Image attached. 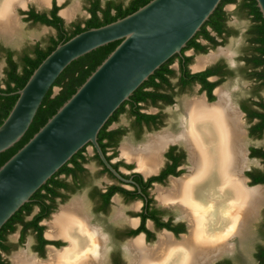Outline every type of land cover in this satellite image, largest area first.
Here are the masks:
<instances>
[{
  "label": "flooded vegetation",
  "instance_id": "af4514ba",
  "mask_svg": "<svg viewBox=\"0 0 264 264\" xmlns=\"http://www.w3.org/2000/svg\"><path fill=\"white\" fill-rule=\"evenodd\" d=\"M52 5L53 0L51 1V9ZM228 5L236 6L237 10V4ZM225 6L223 7V11L225 12V19H223L222 21V35H217V33L213 30V25L205 27L204 30L200 29L191 39L193 43H187L185 48L181 50V53L179 55H174L175 57L173 56L170 58L171 62L169 61V63L171 64L169 66V69L174 71V76L170 78L168 77V84L163 85L159 89H155L157 94L164 95L165 98L149 97L145 101L137 104L139 113L147 116H154V119L150 121H139L135 116H133L131 114L133 103L129 98L128 101L124 102L125 104L123 103L117 109V113L115 115L116 121L111 122L107 127V131H119V133L115 137H113L117 140V143L116 145H108V147L104 149L100 147L101 151L109 165L122 178L131 180L132 183H124L119 181L102 163L96 150L91 145L85 146L81 149V151L79 150L80 152L78 151L79 154L75 159L72 160L71 158L68 161L70 162V164H68L67 166L68 168H72V171L61 169V167V170L59 169V171L55 173L56 176L54 178L55 180H57V182H59L54 187L56 195H52L50 199L48 198L45 200V204L49 208V214L47 215V217L40 219L37 222V225L43 228L41 238L48 243L41 244L38 241L39 238H37L36 232H33L32 230H26L24 233L22 227L20 226L16 230L18 231L16 243L9 241V236L14 234L16 231L6 236L4 244L8 247V250L0 251V256L4 264H13L14 256L17 255H22L26 258L27 262L25 261V264H46L50 262L49 254H55L53 255V258L51 260L52 264H56V262L57 264H105L108 243H113L115 246L120 245L121 250L123 251L122 257L120 249L115 248V250H113L110 254L109 264H131L132 257L128 250V246L138 239L141 240L143 246L146 249L155 250L156 248H165V254H162V258H164V260L168 258L167 261H169V259L173 257V254L178 253L180 250L184 251L185 254L183 256L188 259V261L186 262V259L181 255V257L183 258L182 264H190L191 262L189 261L192 260V256L195 257V255H197L196 250H198V248L200 247H205L210 248L211 250L206 253V259L200 260V262L202 261L201 263L198 261L197 264H227L226 261H229L232 264L231 260L228 258H220L218 261L213 263L211 261L214 257L213 235H211V238H206L204 240L201 239L202 228L209 229L210 226V230H213L212 224L210 223V217L213 215L212 210H209V218H207L206 214L208 213H206L205 215H203L204 217L202 216L204 219L201 221V218H198V212L194 210V206L191 207L190 204H188L190 206V210H192V213L191 215L185 213L178 204L171 201L172 199L168 195L174 183H184L185 187L183 188L184 191L182 193L185 195L189 194L188 191L191 185H194L196 183L198 177L197 173L192 170L193 161L190 156V152L191 150L193 151V149L192 147H190V145H188V139L186 141L184 135L193 134V122H195V120L198 118H202L200 117L201 114L213 115V106L217 103L219 104L220 100H222V102H220L223 104H220L222 106L227 103L230 104V107H232L231 110L235 114H237V117L241 121L240 123L243 130L242 143L244 146L243 154L245 156L244 160H246L244 169L248 167L249 162L246 159L245 155L247 148L246 132L244 129L243 120H245L249 125L247 129V136L249 138H257L250 135V127L254 125L257 120L249 122L247 118V110L250 107L256 109L259 102H262L264 104V99L260 95V91L264 90V87L260 85L261 81H258L255 78H250V75L252 73L262 70L261 67L258 69H253L249 61L251 54H253L249 42V30L253 25L251 20H248L250 24L246 31L248 46L243 53L244 55L241 57V63L243 66L240 71L241 75L246 80L253 82L252 94L251 96H246L245 98L240 99V101H238V106L234 105L232 95L228 91V88L226 86H223V84H225V82L229 78H232L234 74L233 69L230 68L224 58L221 57L220 59H218L219 54L213 55V53H210L204 57H200L194 60L195 56L205 55L210 50L217 48L219 45H223L229 37L235 34V31H233L228 25V14L225 11ZM29 9L33 8L29 7ZM213 41H215L216 44H213ZM195 44H199V47H203V51H198ZM2 48L4 47L2 46ZM224 55L225 54H223V56ZM208 57H210L211 60L209 59L201 67H196L198 59H206ZM185 58H188L189 61H186ZM194 61L195 65H192ZM194 75L197 76L194 77V79L191 78ZM4 79L5 75L2 80L3 87L0 85V88H4ZM194 87H196L198 93L201 96L193 97L191 99L185 98L180 101V105L178 106V108H176L178 116L175 118L177 123V130L175 132L164 130L159 133H155L154 135L149 134L146 137V141L142 144L134 146L125 145L122 146L121 150L118 149L121 140L129 132H132L134 136L139 140L143 132H157L160 128H162V126L165 124L164 120L166 117V113L164 110L166 108H171L174 106L175 98L177 96L187 94ZM154 88L155 87H148L145 90L146 92L152 93L155 92ZM199 104L200 106L203 105V113L198 112L197 107L199 106ZM192 105L193 109L196 108L195 110L192 109ZM190 108L192 109V111H189ZM147 109H151V112L144 111ZM237 109L240 110L242 116L237 111ZM221 111L223 112V114L226 113V111L223 109H221ZM122 115L128 116L130 118V127L126 128L123 126H115L110 128L112 124L119 122V119ZM164 134L168 135L169 138H167L166 140L160 139L161 135ZM156 139L157 144L155 143ZM103 143L109 144V140L106 138ZM144 145H148L151 150L155 151L156 155V160L154 161L155 169L147 172L148 174H144L141 171L142 168L139 167L136 159L131 158L128 152H126L125 150L127 146L133 150H138L143 148ZM251 148L259 149L258 147L248 148L249 158H251ZM119 153L122 154L119 155ZM252 159L261 161L258 158ZM76 162L79 163L78 167L75 166ZM90 163L94 165V171H92L88 166ZM144 166L145 165H143V167ZM135 167H137L138 171H134ZM253 170L247 169L245 171L246 177L247 173ZM258 171L263 172L261 170ZM137 176H140V182L138 181ZM101 178H104V180L101 181ZM152 178L161 179L151 181ZM166 185V188H162ZM82 190H85L86 192L85 198L76 197L68 202L70 197L74 196ZM121 190L128 193H122ZM153 190H155V192H153ZM165 195L168 196L167 198L169 199H167ZM165 198L167 199V201ZM119 199L123 204L131 205L130 210L123 212L121 210V206L119 205ZM186 201H188L187 198ZM74 202H79L80 204L78 207H76L75 214L76 218L78 219H69V226H75V228L77 229V233L79 236H81V238L82 236L85 237L86 228L87 230L93 232V238L95 237L97 239H93V241L95 244L97 242V245L93 243L94 245L91 251H87L88 249H86V247L81 249V247H79V240H77L78 238L71 241L68 236L63 234L64 231H62L60 235L48 234L49 223L54 220L55 216L60 214L61 209L72 205ZM40 211L41 207L39 205H35L33 212L29 216H27L25 220L27 222L32 221L40 213ZM95 217H97L96 219L100 217L106 218V220L108 221V225L107 227H105L106 230L98 225L96 223L97 221L93 220V218L95 219ZM83 218H85L86 221ZM48 219L50 220L47 222ZM249 224L250 223L248 222L247 226L244 227L245 231L243 230L244 233L242 232V236L245 235V237H243V240L241 239V242H243L246 238ZM46 225L48 227L47 232L45 228ZM140 229L141 231L137 232ZM28 235L32 238L31 250L19 251L14 254L13 250L18 246L23 245V242ZM165 235L167 238H169L170 244H173H171L172 246L169 244L165 245V247L164 245L160 244V237ZM239 236L240 235L231 236V239L230 237H228L229 240L226 241L227 243H223V250L220 253L229 251L230 248L233 247L231 245V241L236 237L240 240ZM122 243L123 245H121ZM96 249L98 250V252ZM10 254L11 256L8 258V255ZM56 258H58L59 260H56ZM33 261L36 262L34 263ZM256 264H258L257 261Z\"/></svg>",
  "mask_w": 264,
  "mask_h": 264
},
{
  "label": "water",
  "instance_id": "95a60500",
  "mask_svg": "<svg viewBox=\"0 0 264 264\" xmlns=\"http://www.w3.org/2000/svg\"><path fill=\"white\" fill-rule=\"evenodd\" d=\"M62 1L58 0L59 7ZM221 1L151 0L124 18L83 31L55 47L33 70L25 85L13 93L17 99L0 125V154L22 139L44 97L67 66L100 47L119 42L56 113L0 166V229L87 145L96 150L114 177L121 182L132 183L122 178L106 161L97 142L98 134L113 113L160 66L181 53ZM255 2L264 22V0ZM29 3L42 7L44 10L41 12L51 9L50 0L42 6L28 1L14 8L17 22L16 9L28 11ZM86 15L89 16L87 12ZM58 16L63 19L64 25L69 23L61 9ZM20 17L25 18L24 15ZM0 38L4 41L10 39L1 35ZM58 92L59 88H52L53 96ZM237 111L242 116L240 110ZM248 155L246 149V159L249 161ZM245 171L248 187L263 190L262 184L249 185L250 179ZM234 248L233 244L229 251L211 261L214 263L224 255H231Z\"/></svg>",
  "mask_w": 264,
  "mask_h": 264
},
{
  "label": "trees",
  "instance_id": "16d2710c",
  "mask_svg": "<svg viewBox=\"0 0 264 264\" xmlns=\"http://www.w3.org/2000/svg\"><path fill=\"white\" fill-rule=\"evenodd\" d=\"M149 1L151 0H87L85 10L89 14V17L83 22L72 23L69 27H65L63 19L58 16L60 8L56 5L55 0H53L52 9L48 13H37L33 9L21 12L22 15L25 16L24 21L51 27L55 30L56 34L54 37H50L45 47L35 44L31 48L22 51V53L18 55L17 60L14 59V53L11 50L4 49L0 46V57L3 55L6 62V68L4 70L5 79L3 81L4 88H0V125L9 114L17 99V95H14L13 93L20 90L25 85L33 70L36 69V67L55 49L58 44L66 42L73 36L83 31L98 28L112 23L117 19L124 18L147 4ZM228 4H237V11L239 15L248 20L250 19L253 23L251 29L249 30L250 48L253 52L249 61L253 69L261 67L262 70L252 73L250 78H255L258 81H261L260 85L264 87V22L256 6L255 0H241L239 3H237L236 0H222L209 19L202 25L201 29L204 30L205 27L213 25V30L218 36H221L223 33L221 28L222 21L225 19L223 7ZM189 42L193 43L191 40ZM118 43L119 42H114L100 47L76 61H73L65 68L53 84V87L59 88V92L53 96V87L48 91L39 109L37 110L29 129L24 134L22 139L12 148L0 154V166H2L13 154H15L46 123V121L56 113L58 108L75 93L77 88L84 83L88 76L114 50ZM213 44H216V42L213 41ZM195 45L197 46L198 51H203V47H199V44ZM185 60L189 61L188 58H185ZM169 61L171 62V59L160 66V68L156 70L154 74L150 76L149 79L144 82L130 97V100H132L133 103L131 114L139 121H150L154 119V116H147L139 113L137 109L138 103L145 101L149 97L165 98L164 95L157 94L155 89H159L163 85L168 84V77L170 78L174 76V71L169 69L171 64ZM196 76L197 75H194L191 78L194 79ZM148 87H155V92H146L145 89ZM257 105L256 109L250 107L247 110V118L249 122L257 120V122L250 127V135L260 138L264 134V104L259 102ZM116 113L117 110L105 123L98 134V143L102 149L108 147V145H116L117 143V140L113 137H115L119 131H107L109 124L116 121ZM106 138L109 140V144L103 143ZM79 152L72 157V160L78 156ZM250 157L260 159L264 165V148H251ZM68 164H70V162L66 163L61 169L72 171V168H68ZM75 166L78 167L79 163L76 162ZM55 176L56 174H54L45 185L34 193L29 203L22 206L2 226L0 229V251L8 250V247L4 244L6 236L10 233H14L20 226L22 227L24 233L26 230L36 232L37 238H39L38 241L41 244L48 243L41 238L43 228L38 226L37 222L40 219L47 217L49 214V208L45 204V200L48 198L50 199L52 195H56L54 187L59 182L55 180ZM247 177L250 179L249 185L251 186L257 184L264 185V172L253 170L247 173ZM137 178L140 182V176H137ZM157 179L160 180L161 178H152L151 181ZM121 192L128 193L123 190H121ZM35 205H39L41 207V211L32 221L27 222L25 218L33 212ZM139 231H141V229L137 232ZM254 258L258 264H264V246H258L254 254ZM226 263L231 264L229 261H226ZM0 264H4L1 256Z\"/></svg>",
  "mask_w": 264,
  "mask_h": 264
},
{
  "label": "bare ground",
  "instance_id": "6f19581e",
  "mask_svg": "<svg viewBox=\"0 0 264 264\" xmlns=\"http://www.w3.org/2000/svg\"><path fill=\"white\" fill-rule=\"evenodd\" d=\"M28 1H31L38 6L46 5L48 3V0H0L1 36L10 39L13 37L15 34V23L17 22V19L15 20L16 17H14L13 10L18 5L25 4ZM75 11L76 10L74 8H69L62 11V15L66 19L70 20ZM209 59L211 60L210 57L206 59H198L196 67H201ZM220 102H222V100H220ZM220 102L219 104L217 103L213 106V115L201 114L200 116L199 114V116L202 118H198L196 120L194 119L195 122H193L194 124L192 125L193 134L184 135L186 141L188 139V145H190V147L193 149V151L191 150L190 152V156L193 161L192 170L197 173L198 177L196 183L191 185L188 191L189 194L187 195L182 193L184 191L183 188L185 187L184 183H174L168 194L172 199L171 201L178 204L185 213L191 215L192 210H190L189 207L194 206V210L198 212V218H201V221L204 219L203 215L206 213H208L206 216L209 218V210H212L213 215L210 217V223L212 224L213 230H210V226L209 229L202 228L201 239H208L212 237L211 235H213V259L225 253L220 252L223 250V243L229 240L228 237L231 239V236L240 235V240L237 237L235 239H238L240 244L242 243L241 239L243 240V237H245V235L242 236L244 233V227L247 226L248 222L251 223V220L256 218L255 215L258 208L264 204V192L259 188H249L247 185V180L244 178V164L246 160H244L245 156L243 154L244 146L242 143L243 130L240 123L241 121L237 117V114L231 110L232 107H230V104L227 103L222 106L223 104ZM202 107L203 105L200 106L199 104L197 107L198 112H204ZM192 109L190 108L189 111H192ZM195 109L196 108L193 110ZM221 109L225 110L226 113L223 114ZM167 138L169 137L166 134L161 135L160 137L162 140H166ZM156 142L157 139L155 140V143ZM125 150L128 152L131 158L136 159L139 167L142 168L141 171L144 174L155 169V151L151 150L148 145H144L143 148L138 150H133L127 146ZM143 165L145 166L143 167ZM165 197L167 198L168 196L165 195ZM186 198L188 201H186ZM188 204H190V206ZM79 205V202H74L72 205L61 209L60 214L55 216L54 220L49 223L48 234L60 235L61 232L64 231L63 234L68 236L71 241L78 238L77 240H79V247H81V249L86 247V249H88L87 251H91L93 245L95 244L93 239H96L95 237L93 238V232L87 230L86 228L85 237L82 236L81 238V236L78 235L75 226H69V219H78L76 218L75 214L76 207ZM235 239H233L231 242H233ZM160 244L164 246L169 245V238H167L166 235L161 236ZM95 245H97V242ZM231 245L233 246L232 243ZM128 250L132 257L131 264H182L183 258L181 255L183 256L185 254L184 251L179 250L180 253L178 252L173 254V257L167 261L168 258L166 260L162 258L165 248H156L155 250L146 249L139 239L135 240L134 243L129 244ZM209 250L211 249L205 247L198 248V250H196V258L192 256V260L189 261L191 262L190 264H197L198 261L200 262V260L206 259V253ZM53 255L49 254L50 262L46 264H52L51 260ZM184 258L187 262L188 259L186 257ZM57 259L58 258H56V260ZM25 261L26 258L24 256L17 255L14 256L13 264H25L27 262Z\"/></svg>",
  "mask_w": 264,
  "mask_h": 264
},
{
  "label": "rangeland",
  "instance_id": "374dc122",
  "mask_svg": "<svg viewBox=\"0 0 264 264\" xmlns=\"http://www.w3.org/2000/svg\"><path fill=\"white\" fill-rule=\"evenodd\" d=\"M49 1V0H48ZM52 1V0H50ZM86 1L87 0H63L60 4L61 12L64 10H67L69 8H74L76 11L72 15V18L70 19L69 23H67L65 26L69 27L72 23L75 22H83L85 19H87L86 15ZM237 3H239L241 0H236ZM56 3H58V0H56ZM28 8L31 7L37 12H41L44 9L38 8L34 6L32 3H29ZM20 9H16V12L18 13L19 22L17 25V22L15 23L14 31L15 34L11 39H6V41L1 40L0 38V46H3L6 49L11 50L14 53V59L16 60L18 55L22 53L25 49H28L32 45L38 43L41 45V47H44L50 37L55 36L56 32L55 30L51 28H47L40 24H32L30 22L24 21V18L22 19L20 16L22 13L20 12ZM225 11L228 14V25L229 27L235 31V34L231 37H229L223 45H219L217 48L210 50L205 55H197L195 56L196 60L197 58L204 57L210 53H213L215 55H218V59L221 57L224 58V60L227 62V64L230 66L231 69H233V77L229 78L223 86H226L228 88V91L232 95V100L235 106H238V101L240 99L245 98L246 96H251L252 94V87L253 82L246 80L242 75L240 69L242 68L241 63V57L244 55V51L246 50L248 44H247V35L246 31L249 27V21L246 18H243L239 15L238 11L236 10V6L233 5H227L225 6ZM15 17V15H14ZM16 20V18H15ZM18 26V27H17ZM223 54H225L223 56ZM192 65H195V61ZM6 64L4 60V56L1 55L0 57V85H2V80L4 78V70H5ZM260 95L264 99V90L260 91ZM201 96L196 87H194L190 92L184 95L177 96L175 98V104L171 108H166L164 111L166 113V117L164 120V125L162 128H160L157 132H143L142 136L138 140L132 132H129L120 142L118 149L121 150L122 146L125 145H138L142 144L146 141V137L149 134L154 135L155 133H159L164 130H169L170 132H175L177 130V123L175 118L178 116L176 108L180 105V101L183 99H191L193 97H199ZM151 109H147L144 111L151 112ZM244 121V129L246 132V148L250 147H258V148H264V134L260 138H249L247 136V129H248V123ZM130 124V118L128 116L122 115L119 119L118 123L112 124L110 128L115 126H123L126 128H129ZM122 153H119V155ZM248 170L258 169L264 172V165L261 161L250 158L248 161ZM92 171H94V165L90 163L88 165ZM134 171H138L137 167L134 168ZM101 181L104 180V178L100 179ZM166 186L162 188H166ZM264 192V188H262ZM155 192V190H153ZM85 190H82L75 194L74 196L70 197L68 200L71 201L72 199L76 197H84L85 198ZM120 201L121 210L123 212H126L127 210H130L131 205H125ZM114 205V204H113ZM117 205V203H116ZM118 207V205H117ZM256 218L251 220V223L248 226V232L245 238V241H243L241 244L235 240L233 244L235 245V248L233 249V253L231 255H224L222 258H228L231 260L232 264H256L254 254L258 248V246H264V204L261 205L257 213L255 215ZM93 218L94 221H97L96 223L103 227L104 230H106L105 227L108 225V221L106 218L100 217L98 219ZM51 219V218H50ZM48 219L47 222L50 220ZM46 232L48 230V227L46 225ZM18 231H16L14 234L9 236V241L16 243ZM123 245V243L121 244ZM32 246V238L31 236H26L25 241L23 242V245L18 246L13 250V253H17L19 251H30ZM115 248H119L121 255L123 257V251L121 250L120 245H114L113 243L107 244V253H106V263L109 264L110 261V254ZM13 255V254H12ZM11 256L8 255V258ZM7 259V258H6ZM9 264V263H7Z\"/></svg>",
  "mask_w": 264,
  "mask_h": 264
}]
</instances>
